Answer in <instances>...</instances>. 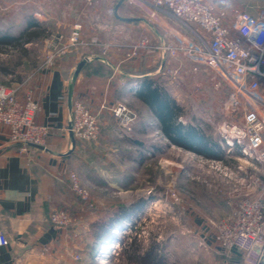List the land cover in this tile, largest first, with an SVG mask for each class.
<instances>
[{
  "label": "crops",
  "instance_id": "crops-1",
  "mask_svg": "<svg viewBox=\"0 0 264 264\" xmlns=\"http://www.w3.org/2000/svg\"><path fill=\"white\" fill-rule=\"evenodd\" d=\"M206 2L217 11L226 12V24L234 21L236 10L257 15V7L264 5V0ZM118 4L113 0H98L92 5H88L86 0H27L23 5L28 7L23 14L24 29L28 23L35 21L47 27L50 33L69 36L74 25L81 24L83 36L80 45L58 58L52 68H39L25 76L14 72L5 77V84L17 89L20 100H24L29 93L34 95L39 104L34 120L47 126L49 135L45 145L41 146L43 148L31 145L28 154H24L21 145L10 140L8 130L0 127V230L9 239V245L0 248V264H86L85 237L79 240L72 230L55 228L51 215L57 210H67L72 214L77 212L83 215L87 229L111 208L96 203L95 208L87 209L72 191L70 175L78 173L83 160L89 169L95 170L94 163L98 162L93 157L98 150H103L102 174L95 173L101 180H108L112 189L124 191L126 181H135L136 174L123 172L120 163L135 164L132 150L142 145L136 139L151 133L146 125L151 124L149 119L154 112L142 97L152 83L150 79L154 81L152 85L163 87L179 106L182 102V107L184 99L175 97L179 93L176 89L188 93L195 85L205 84L206 66L200 65L198 73H192L195 76L189 79L187 75L192 71L193 64L184 57L173 58L159 48L173 41L169 31L188 34V29L179 20L171 16L160 19L153 14L152 18L164 28L161 29L151 20L135 14L136 8L140 7L128 1L120 6ZM145 38L149 39L151 46L138 58L127 60L126 53L130 47ZM94 39L97 40L95 44L92 42ZM106 45L108 49L104 51ZM166 69H179L181 76L177 79L170 77L166 81ZM77 100L83 101L100 118L101 138L97 143H83L76 139L73 147L69 127L72 106ZM128 100H132L139 112V121L133 130L136 137H130L133 139L129 142L108 141L109 136L112 140L116 136L120 138L111 108ZM167 139L172 148L193 151ZM196 145L192 147L198 148ZM106 150H110V157L105 158ZM114 157L118 167L110 170L108 166ZM250 183L235 192L242 197H253L255 188ZM257 190L255 197H263L264 192ZM217 245L222 252L220 243L217 242ZM219 252L211 256L212 263L239 264L232 254L223 256ZM76 256L81 257L80 261L76 260Z\"/></svg>",
  "mask_w": 264,
  "mask_h": 264
},
{
  "label": "rangeland",
  "instance_id": "rangeland-1",
  "mask_svg": "<svg viewBox=\"0 0 264 264\" xmlns=\"http://www.w3.org/2000/svg\"><path fill=\"white\" fill-rule=\"evenodd\" d=\"M25 2L27 0H0V33L15 36L24 29L23 14L28 9L27 6H23ZM257 8L258 10L264 8V5ZM136 9L134 13L139 17L147 18L163 28L161 23L144 9ZM162 17L166 18V15ZM188 31L189 36L194 38L191 31ZM45 39L27 45V53L8 46L1 47L0 84L6 85L5 77L10 73L13 75L17 72L25 76L43 68L47 50ZM207 69L203 86L201 83L195 85L194 89L190 88L189 94L180 92L177 88L176 92H179V95L173 94L177 99H184L183 107L182 102H179L183 109L179 122L185 126L198 128L204 137L202 141L209 142L207 147L213 146L214 151L220 148L221 160L205 158L194 151L170 147L169 140L162 133L160 123L154 114L149 119L151 124L146 125L151 133L136 139L140 140L142 145L132 150L136 157L135 164L132 161V164L120 163L123 172L136 174L135 181H126L124 191L112 189L108 180H101L95 173L97 171L98 175L102 174L103 150H98L93 157L94 161L98 162L94 163L95 170L89 169L83 160L77 173L81 184L90 194L93 208L99 203L109 206L112 212L121 202L124 203L121 205L129 206L138 197L145 199L153 197L140 213L133 215L122 229L116 231V235L124 242L130 241L128 236L141 238L145 245H148L151 239L157 241L168 257V264H214L211 262V256L221 251L217 245V225L230 221L235 206L246 199H256L255 195L258 193L256 188L253 197H242L235 192L240 187H245L241 177L264 178V165L256 161L245 162V157L237 149H229L224 143L220 132L224 123H241L243 113L235 111V107L231 105L232 86L223 78H219L215 71ZM192 73L197 72L190 71L187 75L189 79L194 75ZM164 78L167 81L170 77L165 75ZM123 102L139 115L132 100ZM115 124L117 125L116 121ZM117 131L120 138L116 136V139L112 140L109 136L108 141L129 142V139H133L130 137H136L134 131L131 134H124L119 127ZM99 137L97 140L83 143H97ZM197 140L196 146L205 149L200 140ZM109 151L106 150L104 153L105 158L110 157ZM116 159V157L111 159L108 166L110 170L117 169ZM240 166L244 171L238 170ZM93 177L96 180L93 181ZM110 184L112 185L111 182ZM73 214L74 220L68 230L76 233L79 240L85 237L87 246L90 226L87 229V226H84L83 215L77 212ZM116 243L115 247H112L114 249L107 248L103 252L106 258L99 260L100 264H125L122 255H119L120 242ZM233 251L228 252L222 248V252L219 253H223L224 256L232 254ZM111 256L113 258L110 259ZM88 263L89 260L86 264Z\"/></svg>",
  "mask_w": 264,
  "mask_h": 264
},
{
  "label": "built area",
  "instance_id": "built-area-1",
  "mask_svg": "<svg viewBox=\"0 0 264 264\" xmlns=\"http://www.w3.org/2000/svg\"><path fill=\"white\" fill-rule=\"evenodd\" d=\"M86 1L92 5L98 0ZM125 1L160 19L162 15L174 17L191 31L194 38L177 30L169 31L173 41L159 48L173 58L184 57L190 61L193 72L198 73L200 65L210 68L232 86L231 105L235 111L243 113V120L241 123H224L221 136L229 149H237L246 162L264 165V8L259 9L257 15L238 9L234 21L226 24V12L217 11L206 0ZM82 31V25L75 24L69 36L50 33L45 39L47 50L43 68H52L58 58L80 45ZM92 42L95 44L97 40ZM150 46L147 38L138 41L130 47L126 59L138 58ZM107 49L106 45L104 51ZM164 72L173 79L181 76L179 69ZM38 108L32 93L20 100L16 88L0 84V127L8 130V137L21 145L24 154H28L31 145L44 146L49 135V128L34 120ZM111 113L124 134H131L139 121L138 114L124 102L114 105ZM70 125L77 140L94 141L101 133L100 118L83 101L73 103ZM238 170L244 171L241 166ZM70 180L72 191L87 209H92L90 194L77 174L72 173ZM241 181L245 184L251 181L252 187L264 192V178L244 176ZM73 220L74 214L67 210H57L51 215L52 224L58 229L68 230ZM217 228V240L223 249L243 254V264H264V196L238 203L231 220L218 224ZM7 245L9 239L0 230V248ZM103 258L106 256L100 252L99 260ZM78 259L80 257L76 256Z\"/></svg>",
  "mask_w": 264,
  "mask_h": 264
},
{
  "label": "trees",
  "instance_id": "trees-1",
  "mask_svg": "<svg viewBox=\"0 0 264 264\" xmlns=\"http://www.w3.org/2000/svg\"><path fill=\"white\" fill-rule=\"evenodd\" d=\"M49 35L50 31L47 27L33 21L28 23L27 27L18 35L0 33V48L8 46L27 53V45L34 44ZM149 82L153 83L154 81L150 79ZM152 83H149L142 97L158 119L163 134L175 145L187 146L202 156L221 160L220 148L214 151L213 146L207 147L209 142L202 141L204 137H202V133L198 128L185 126L179 122L183 109L163 87L159 84L152 85ZM197 139L200 140L205 149H194L192 147L197 143ZM152 198H139L129 206L120 205L90 225L88 232L89 241L85 251L87 252L85 255L89 260L88 264H100V249L103 247L101 250L104 251L107 249L106 247L116 241L120 242L121 254L119 255H122L125 264H168V257L163 253L162 246L157 241L151 239L152 241L145 245L141 238L137 236L129 238L128 236L127 238L130 241L124 242L116 235V231L122 229L123 225L133 215L140 213ZM232 255L237 258L239 264H243V254L234 250Z\"/></svg>",
  "mask_w": 264,
  "mask_h": 264
},
{
  "label": "water",
  "instance_id": "water-1",
  "mask_svg": "<svg viewBox=\"0 0 264 264\" xmlns=\"http://www.w3.org/2000/svg\"><path fill=\"white\" fill-rule=\"evenodd\" d=\"M125 2V0H120L119 1V4H118V6H120L121 4H123ZM122 20H127V21H133V20H137V19H122ZM143 20V19H142ZM72 100V99H71ZM69 130H70V137H71V139H72V144H73V147H74V145H75V143H76V138H75V136H74V134H73V132H72V126L70 125V127H69ZM34 146H37V145H34ZM37 147H40V148H43V147H41V146H37Z\"/></svg>",
  "mask_w": 264,
  "mask_h": 264
},
{
  "label": "bare ground",
  "instance_id": "bare-ground-1",
  "mask_svg": "<svg viewBox=\"0 0 264 264\" xmlns=\"http://www.w3.org/2000/svg\"><path fill=\"white\" fill-rule=\"evenodd\" d=\"M115 243H116V242H115ZM115 243H114V242L111 243V244H110L108 247H106V248H109V249H110V248H112V247H115V245L117 244V243H116V244H115ZM105 250H107V249H105ZM105 250H104V251H105ZM104 251H102V252H104Z\"/></svg>",
  "mask_w": 264,
  "mask_h": 264
}]
</instances>
